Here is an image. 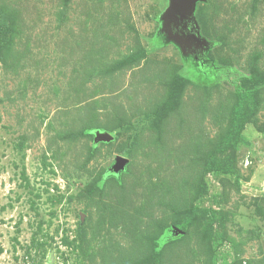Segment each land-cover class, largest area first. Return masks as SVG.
I'll use <instances>...</instances> for the list:
<instances>
[{
    "label": "rangeland",
    "instance_id": "374dc122",
    "mask_svg": "<svg viewBox=\"0 0 264 264\" xmlns=\"http://www.w3.org/2000/svg\"><path fill=\"white\" fill-rule=\"evenodd\" d=\"M169 6L0 0V264H264V0Z\"/></svg>",
    "mask_w": 264,
    "mask_h": 264
},
{
    "label": "water",
    "instance_id": "95a60500",
    "mask_svg": "<svg viewBox=\"0 0 264 264\" xmlns=\"http://www.w3.org/2000/svg\"><path fill=\"white\" fill-rule=\"evenodd\" d=\"M199 1L201 0H170V6L164 15V31L183 51L184 46H189L191 43L205 45L199 36L194 19L195 6ZM110 140L111 137L105 133L95 136L96 142ZM126 163L125 159L117 158L115 165L110 169L111 174H118L124 169Z\"/></svg>",
    "mask_w": 264,
    "mask_h": 264
},
{
    "label": "trees",
    "instance_id": "16d2710c",
    "mask_svg": "<svg viewBox=\"0 0 264 264\" xmlns=\"http://www.w3.org/2000/svg\"><path fill=\"white\" fill-rule=\"evenodd\" d=\"M209 65H210V64H209ZM210 67H211V68H213V66H212V65H210Z\"/></svg>",
    "mask_w": 264,
    "mask_h": 264
},
{
    "label": "flooded vegetation",
    "instance_id": "af4514ba",
    "mask_svg": "<svg viewBox=\"0 0 264 264\" xmlns=\"http://www.w3.org/2000/svg\"><path fill=\"white\" fill-rule=\"evenodd\" d=\"M185 32V31H184Z\"/></svg>",
    "mask_w": 264,
    "mask_h": 264
}]
</instances>
